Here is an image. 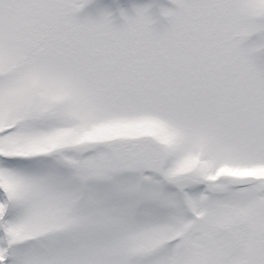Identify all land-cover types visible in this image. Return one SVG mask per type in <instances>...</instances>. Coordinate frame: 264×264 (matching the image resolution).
<instances>
[{"label": "snow or ice", "instance_id": "snow-or-ice-1", "mask_svg": "<svg viewBox=\"0 0 264 264\" xmlns=\"http://www.w3.org/2000/svg\"><path fill=\"white\" fill-rule=\"evenodd\" d=\"M91 2L0 0V264H264V0Z\"/></svg>", "mask_w": 264, "mask_h": 264}, {"label": "rangeland", "instance_id": "rangeland-1", "mask_svg": "<svg viewBox=\"0 0 264 264\" xmlns=\"http://www.w3.org/2000/svg\"><path fill=\"white\" fill-rule=\"evenodd\" d=\"M152 4L154 6L153 11H157L159 7H175L171 3V0H92L85 9L81 12V15H87L89 13L95 14L99 10H110L118 16L119 9L123 8L129 12L133 5H146ZM117 22H119L117 20Z\"/></svg>", "mask_w": 264, "mask_h": 264}]
</instances>
